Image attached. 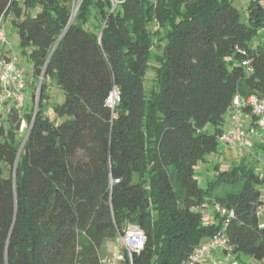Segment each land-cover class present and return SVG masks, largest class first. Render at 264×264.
I'll list each match as a JSON object with an SVG mask.
<instances>
[{
	"label": "trees",
	"instance_id": "obj_1",
	"mask_svg": "<svg viewBox=\"0 0 264 264\" xmlns=\"http://www.w3.org/2000/svg\"><path fill=\"white\" fill-rule=\"evenodd\" d=\"M76 3L0 0L33 71L32 104L0 116V264H102L128 226L145 234L132 264H190L224 225L216 206L234 212L231 256L264 261L255 162L197 179L234 98L264 99V0L249 2L247 22L231 0H80L70 20ZM51 83L64 96L52 118Z\"/></svg>",
	"mask_w": 264,
	"mask_h": 264
},
{
	"label": "built area",
	"instance_id": "obj_2",
	"mask_svg": "<svg viewBox=\"0 0 264 264\" xmlns=\"http://www.w3.org/2000/svg\"><path fill=\"white\" fill-rule=\"evenodd\" d=\"M80 1V0H78ZM113 8L124 0H111ZM8 44L5 21L0 19V48ZM118 92L114 90L107 100L110 108L118 102ZM9 108H14L18 113H23L27 108L26 77L24 70L17 64L16 58H6L0 54V116L3 117ZM245 112H248L247 115ZM252 116L255 119L254 126L247 127L244 119ZM264 134V99L255 96L246 99L236 96L228 113L225 129L218 138L220 148L230 150L244 149L249 135L257 136ZM217 212L226 215L227 218L221 231L204 241L190 257V264L203 262L216 252H224L231 256V248L227 245L225 228L228 221L234 217L233 211H227L218 206ZM257 216L264 215V198L257 208ZM116 244L119 249L110 256H104L102 264H132L133 255L138 254L144 247L145 234L139 226H128L117 238ZM211 264H225L223 260L211 259ZM230 264H237L232 262Z\"/></svg>",
	"mask_w": 264,
	"mask_h": 264
},
{
	"label": "rangeland",
	"instance_id": "obj_3",
	"mask_svg": "<svg viewBox=\"0 0 264 264\" xmlns=\"http://www.w3.org/2000/svg\"><path fill=\"white\" fill-rule=\"evenodd\" d=\"M78 1V0H77ZM251 0H231L232 5L238 10L240 14V18L243 22H247V12L246 8ZM79 5V4H78ZM11 20V19H10ZM5 28L7 29V34L11 40V43H13L14 48L11 51V55L16 58L17 64L24 70L25 72V77H26V97H27V103L32 104V81H33V71H32V64L31 61L29 60L28 56L26 54H23L18 46V39L17 36L15 35V30L11 27V24L9 22H5ZM12 29V31L10 30ZM261 35H258L254 38V41H257L258 39H261L264 41V29L260 31ZM14 41V42H13ZM154 50V49H153ZM151 64H155L152 63ZM153 69H149L147 71V74L144 79V92L146 96L149 95V92L153 88ZM39 84V81H38ZM50 99H49V105L47 107V115L52 118V113H53V108L52 105L54 104H60L64 100L63 93L54 85L50 84L47 90ZM38 94V90L37 93ZM7 113V111H6ZM28 132V127L25 122L21 123L20 131H19V136L23 137V140ZM221 147V146H220ZM242 150V149H238ZM256 163V162H255ZM199 166L197 168V179L198 183L201 187L205 185V177L209 178L207 176V172L204 170L205 167L200 168ZM206 172V173H205ZM211 178V176H210ZM264 189V184L263 187ZM202 212L204 213L203 209ZM119 249V246L116 244V242L109 241L106 243V250H105V256H110L113 253H115ZM245 257H243L244 260Z\"/></svg>",
	"mask_w": 264,
	"mask_h": 264
},
{
	"label": "crops",
	"instance_id": "obj_4",
	"mask_svg": "<svg viewBox=\"0 0 264 264\" xmlns=\"http://www.w3.org/2000/svg\"><path fill=\"white\" fill-rule=\"evenodd\" d=\"M10 22V18L6 20V23ZM12 31V29H10ZM7 31V29H6ZM15 35L17 36L16 32ZM8 44L2 48H0V54L6 58H12L14 56L11 55V51L14 48L13 43L7 34ZM14 42V41H13ZM245 125L250 127L251 122L249 118L244 119ZM251 160L255 164L257 171L263 174L264 176V134L262 135H249L246 143V147L242 150H230L227 148H220L219 153L212 155L209 157V163L201 165L200 168H204L207 172L208 177H212V166L214 164H220L221 166H233L238 164L243 159ZM205 172V173H206ZM263 187V186H262ZM263 191V198H264V189ZM204 216L207 221H211L213 218L211 207H203ZM261 223L264 225V215L260 218ZM216 258L218 260H223L225 264H230L232 262H237V264H264V261H255L249 257H241L240 260L236 261V259L230 255H227L224 252H216L213 256L205 259L201 264H211V259Z\"/></svg>",
	"mask_w": 264,
	"mask_h": 264
},
{
	"label": "water",
	"instance_id": "obj_5",
	"mask_svg": "<svg viewBox=\"0 0 264 264\" xmlns=\"http://www.w3.org/2000/svg\"><path fill=\"white\" fill-rule=\"evenodd\" d=\"M78 4H79V1H77V3H76V6H75V8H74V10H73V12H72V15H71L70 20H71V19L73 18V16L75 15V13H76V11H77V8H78ZM41 81H42V78H40V80H39V87H40ZM39 87H38V94H39ZM38 94H37V95H38ZM35 106H37V100H36V105H35ZM27 135H28V132H27V134H26V136H25V138H24V140H23V143H24V141H25ZM21 147H22V146H21ZM20 149H21V148H20Z\"/></svg>",
	"mask_w": 264,
	"mask_h": 264
}]
</instances>
